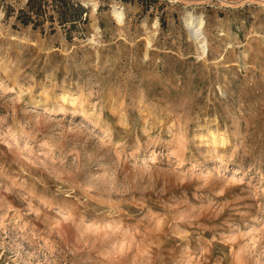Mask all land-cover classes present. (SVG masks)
I'll return each instance as SVG.
<instances>
[{
  "label": "rangeland",
  "instance_id": "obj_1",
  "mask_svg": "<svg viewBox=\"0 0 264 264\" xmlns=\"http://www.w3.org/2000/svg\"><path fill=\"white\" fill-rule=\"evenodd\" d=\"M0 264H264V0H0Z\"/></svg>",
  "mask_w": 264,
  "mask_h": 264
},
{
  "label": "bare ground",
  "instance_id": "obj_2",
  "mask_svg": "<svg viewBox=\"0 0 264 264\" xmlns=\"http://www.w3.org/2000/svg\"><path fill=\"white\" fill-rule=\"evenodd\" d=\"M114 16L118 21H120L123 18L122 12H119L116 10L114 11ZM186 25H187L188 30L190 31L192 38L199 45L198 50H199L200 56L201 57L206 56L207 46H206V41L204 38L205 36H203V33H202V21L197 20L193 15L189 14L188 18L186 19ZM88 121L91 122L92 125L96 124V121L92 120L91 118L88 119ZM220 133H221L220 129H217V128L210 129L208 132V137L211 141H213L214 144L217 142L218 139L221 140V142L223 143L225 138ZM209 161L210 160L208 157H204L201 159V163H204V164L208 163ZM219 162L223 163L222 160H219Z\"/></svg>",
  "mask_w": 264,
  "mask_h": 264
},
{
  "label": "trees",
  "instance_id": "obj_3",
  "mask_svg": "<svg viewBox=\"0 0 264 264\" xmlns=\"http://www.w3.org/2000/svg\"><path fill=\"white\" fill-rule=\"evenodd\" d=\"M75 21H76V19H75V20L72 19V20H69V21H67V22L72 23V22H75Z\"/></svg>",
  "mask_w": 264,
  "mask_h": 264
}]
</instances>
